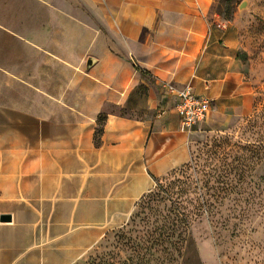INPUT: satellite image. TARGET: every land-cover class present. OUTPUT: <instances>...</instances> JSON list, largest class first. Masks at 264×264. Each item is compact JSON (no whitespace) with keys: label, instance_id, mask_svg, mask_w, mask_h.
<instances>
[{"label":"crops","instance_id":"1","mask_svg":"<svg viewBox=\"0 0 264 264\" xmlns=\"http://www.w3.org/2000/svg\"><path fill=\"white\" fill-rule=\"evenodd\" d=\"M217 1L0 0V216L13 218L0 222V264H51L42 224L66 235L61 253L82 256L131 218L154 178L189 160L165 83L209 98L211 124L255 113ZM78 208L82 248L68 240ZM26 241L32 256L11 258Z\"/></svg>","mask_w":264,"mask_h":264},{"label":"rangeland","instance_id":"2","mask_svg":"<svg viewBox=\"0 0 264 264\" xmlns=\"http://www.w3.org/2000/svg\"><path fill=\"white\" fill-rule=\"evenodd\" d=\"M215 11L233 33L258 94L253 115L221 117L213 124L207 120L191 134L189 160L157 178L187 166L184 175L196 182L191 197H196L198 215L164 240L159 230L167 225L170 204L144 213L137 207L134 223L129 219L115 226L76 258L75 252H60L66 242L60 235H66L59 233L58 225L42 224V245L58 250L49 258L51 264H69L74 258L72 264H264V0H218ZM6 211L0 209V214ZM74 211L68 240L76 238L82 248L87 224L82 209ZM30 245L23 242L11 258L32 256Z\"/></svg>","mask_w":264,"mask_h":264},{"label":"trees","instance_id":"3","mask_svg":"<svg viewBox=\"0 0 264 264\" xmlns=\"http://www.w3.org/2000/svg\"><path fill=\"white\" fill-rule=\"evenodd\" d=\"M106 120L107 115L104 113L98 119L99 127L94 137L97 147L102 143L103 126ZM186 167L183 166V168L173 171L162 179L154 178L155 188L146 194L136 206V208L139 207L138 209L143 210L141 213H144L146 209L152 211L162 204H165V207L170 204L169 214L165 217L167 225L165 224L159 230L164 232V240L170 238L172 233L190 222L199 212L196 197H191L195 194L196 182L191 176L184 175ZM138 217V214L132 215L131 222L134 223Z\"/></svg>","mask_w":264,"mask_h":264},{"label":"built area","instance_id":"4","mask_svg":"<svg viewBox=\"0 0 264 264\" xmlns=\"http://www.w3.org/2000/svg\"><path fill=\"white\" fill-rule=\"evenodd\" d=\"M163 88L175 101L182 132L192 134L197 127L206 122L212 108V101L209 98L197 95L191 84L178 87L173 83H165Z\"/></svg>","mask_w":264,"mask_h":264},{"label":"water","instance_id":"5","mask_svg":"<svg viewBox=\"0 0 264 264\" xmlns=\"http://www.w3.org/2000/svg\"><path fill=\"white\" fill-rule=\"evenodd\" d=\"M245 7H246V3H244V4L241 6V8H245ZM91 65H92V63L90 62V63L88 64V67H91ZM12 221H13V218H12V216L9 215V214H3V215L0 216V222H1V223H11Z\"/></svg>","mask_w":264,"mask_h":264}]
</instances>
